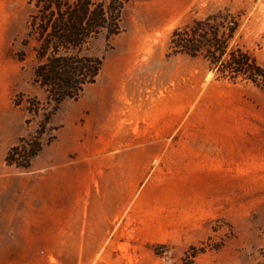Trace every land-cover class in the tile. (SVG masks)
Instances as JSON below:
<instances>
[{"label": "crops", "instance_id": "1", "mask_svg": "<svg viewBox=\"0 0 264 264\" xmlns=\"http://www.w3.org/2000/svg\"><path fill=\"white\" fill-rule=\"evenodd\" d=\"M168 67L164 50L107 53L26 168L5 162L21 134L0 113V264H155L156 244L200 231L247 152L234 119L197 113L201 78Z\"/></svg>", "mask_w": 264, "mask_h": 264}, {"label": "rangeland", "instance_id": "2", "mask_svg": "<svg viewBox=\"0 0 264 264\" xmlns=\"http://www.w3.org/2000/svg\"><path fill=\"white\" fill-rule=\"evenodd\" d=\"M223 8L240 15V26L231 44L238 43L264 62V0H130L121 10L120 32L110 38L100 35L90 45L89 52L103 59L112 50H164L170 84L197 83L201 78L197 113L219 120L234 119L235 151L242 146L247 152L243 162H235L232 182L218 186L211 218L176 247L156 244L155 264H180L185 252L195 253V264H264V91L249 82L216 79L201 57L170 53L168 49L174 28ZM29 11V0H0V113L6 129L17 125L19 137L36 134L48 108L43 104L25 124L28 114L13 104L20 94L44 100L43 90L32 82V47L23 42ZM92 87L86 86V95ZM73 103L64 100L50 115L40 135L43 144L51 142L54 129L69 120V105ZM239 115L249 125L242 133L237 130ZM218 139L219 143L230 142V138ZM241 139H248V143L241 145ZM192 246L194 252L189 249Z\"/></svg>", "mask_w": 264, "mask_h": 264}, {"label": "trees", "instance_id": "3", "mask_svg": "<svg viewBox=\"0 0 264 264\" xmlns=\"http://www.w3.org/2000/svg\"><path fill=\"white\" fill-rule=\"evenodd\" d=\"M130 0H29L24 44L35 57L32 82L44 92V100L20 94L13 104L28 114L25 124L43 104L47 109L36 134L21 136L5 156V162L26 168L42 147L40 135L64 100H75L85 86L97 79L103 56L89 52L98 36L110 38L120 32L121 10ZM240 26V15L227 8L172 30L170 53L201 57L216 79L245 81L264 91V62L231 41ZM193 252L194 246L189 248ZM195 253L185 252L180 264H195Z\"/></svg>", "mask_w": 264, "mask_h": 264}]
</instances>
